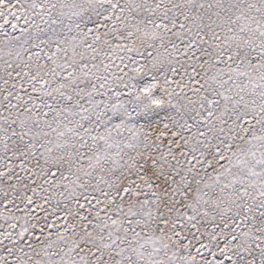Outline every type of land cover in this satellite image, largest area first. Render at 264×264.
Listing matches in <instances>:
<instances>
[{
    "label": "snow or ice",
    "instance_id": "6c2138e0",
    "mask_svg": "<svg viewBox=\"0 0 264 264\" xmlns=\"http://www.w3.org/2000/svg\"><path fill=\"white\" fill-rule=\"evenodd\" d=\"M0 264H264V0H0Z\"/></svg>",
    "mask_w": 264,
    "mask_h": 264
}]
</instances>
